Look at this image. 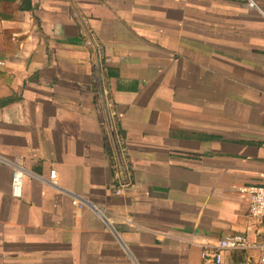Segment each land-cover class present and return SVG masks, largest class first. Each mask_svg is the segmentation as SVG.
<instances>
[{
  "label": "crops",
  "instance_id": "crops-1",
  "mask_svg": "<svg viewBox=\"0 0 264 264\" xmlns=\"http://www.w3.org/2000/svg\"><path fill=\"white\" fill-rule=\"evenodd\" d=\"M242 185L264 186V0H0V264H202L225 234L264 243Z\"/></svg>",
  "mask_w": 264,
  "mask_h": 264
},
{
  "label": "built area",
  "instance_id": "built-area-1",
  "mask_svg": "<svg viewBox=\"0 0 264 264\" xmlns=\"http://www.w3.org/2000/svg\"><path fill=\"white\" fill-rule=\"evenodd\" d=\"M85 45L97 48V53L101 56V47L98 43H94L91 39L86 38ZM116 117V112L112 108V105H110L109 114L105 119V125L112 134H114L116 127ZM115 138L117 142V153L112 158V169L117 187L114 193L117 196H121L131 186L130 163L124 137L118 133ZM24 176L25 169L23 165L21 163L14 165L10 185V193L13 198H21ZM49 183L53 187H57L55 171L51 172ZM235 191L242 200L247 202L250 216L264 220V186L242 185L236 187ZM70 196L72 197L71 203L77 210L88 208L103 221L109 223L106 211L103 208L78 196ZM232 251L257 252L258 257L256 263L264 264V243L253 242L245 234L239 233H228L222 236L215 244L203 245L201 250L202 264H223L224 253ZM252 262V259L249 258L246 264H251Z\"/></svg>",
  "mask_w": 264,
  "mask_h": 264
},
{
  "label": "water",
  "instance_id": "water-1",
  "mask_svg": "<svg viewBox=\"0 0 264 264\" xmlns=\"http://www.w3.org/2000/svg\"><path fill=\"white\" fill-rule=\"evenodd\" d=\"M25 4H26V5H25L24 10L27 11V10H29V8H30V4H29V2H26Z\"/></svg>",
  "mask_w": 264,
  "mask_h": 264
}]
</instances>
